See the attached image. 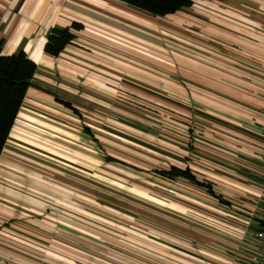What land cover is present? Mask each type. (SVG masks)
Masks as SVG:
<instances>
[{
  "label": "crops",
  "instance_id": "obj_1",
  "mask_svg": "<svg viewBox=\"0 0 264 264\" xmlns=\"http://www.w3.org/2000/svg\"><path fill=\"white\" fill-rule=\"evenodd\" d=\"M123 3L160 19L181 13L157 16ZM111 8L104 0H0L3 53L25 51L37 63L0 157V264H73L57 251H64L59 236L66 239L61 248L74 241V226L60 223L59 232L40 224L44 218L57 220L52 198L43 200L47 188L40 177L63 176L88 193L91 182L105 185L106 171L99 164L91 170L90 160L106 163V154L90 150L106 143L107 109L147 110L153 94L165 92V77L180 76L174 67L165 72V57L171 56L155 55L146 37L145 47L138 46L135 34L137 47L127 50L118 37L104 36L99 28L106 12L115 15ZM224 9V15L211 12L215 25L201 38L208 41L197 40L208 53H193L195 124L179 133L192 144L188 150L184 145V155L179 146L177 164L165 170H189L195 179L164 175L168 189L177 183L178 198L187 184L203 198L197 199L198 212L184 201L165 199L168 220L176 219L181 228L177 243L165 245V264H247L262 247L255 234L264 230V0H227ZM74 22L83 25L72 31L74 43L57 56L47 53L52 29ZM172 57L173 66L185 73V54ZM128 91L134 100L127 101ZM179 106L185 109L186 103Z\"/></svg>",
  "mask_w": 264,
  "mask_h": 264
},
{
  "label": "rangeland",
  "instance_id": "obj_2",
  "mask_svg": "<svg viewBox=\"0 0 264 264\" xmlns=\"http://www.w3.org/2000/svg\"><path fill=\"white\" fill-rule=\"evenodd\" d=\"M210 1H206L208 3L203 6L194 3L187 11L160 19L137 11L123 2L104 0L115 15L109 14V11L105 13L104 28H99L100 32L109 39L118 37L122 44H127L121 46L127 50L130 45L137 47L133 38L135 34L140 36L136 37L138 46L145 47L146 40L143 37H146L150 40L148 47L153 46L156 50L153 51L155 55L161 58L165 52V56H171H166L168 59L165 57V72L174 67L178 69L175 72L180 74V78L166 76L165 92H155L149 99L154 103L147 110L126 107L107 109L106 143L99 150L96 147L90 150L95 155H98L97 152L101 156L106 154V163L90 160L91 170L99 164L100 169L106 171L105 185L91 182L88 193L77 183L72 187L63 176L54 177L52 174V179L51 174L47 173L40 177L47 188L42 190L43 200L47 202L52 198V203L57 207L53 210L57 212V220L44 218L40 224L46 231L58 228L59 232H62L63 227L60 223L74 226V241L71 242L73 244H67L68 248H61V244L65 246L62 240L66 239L62 236L58 238V247L65 252L57 253L71 263L165 264V245L168 241L177 243L176 234L181 231L176 219L168 220L165 199L176 203L178 200L184 201L190 209L199 211L197 199L202 200L203 197L194 194L193 188L187 184L186 192L181 194V199L178 198L175 191L177 183L168 189L165 176L159 172L177 164L179 146L182 148L181 155H184V145L187 148L192 144L188 139L184 141L179 138V133L185 128L192 131L195 124L192 101L193 53H208L203 48L207 46L197 40L210 36L214 24L210 21L214 19L211 12L218 9L224 15L227 0H220L219 5ZM104 47L114 50L112 44ZM142 47L140 49L145 51ZM119 52L126 54L124 50ZM174 52L185 54V73L181 71L183 67L173 66ZM132 85L140 90L146 88L135 83ZM125 96L127 101L135 97L129 91ZM183 103H186L185 109L179 106ZM61 209H67V213ZM168 210L173 212L172 207ZM165 231L171 233L167 235ZM191 234L187 233V236ZM71 248L73 251H69Z\"/></svg>",
  "mask_w": 264,
  "mask_h": 264
},
{
  "label": "trees",
  "instance_id": "obj_3",
  "mask_svg": "<svg viewBox=\"0 0 264 264\" xmlns=\"http://www.w3.org/2000/svg\"><path fill=\"white\" fill-rule=\"evenodd\" d=\"M157 16L172 15L190 9L196 0H121ZM83 25L74 22L67 28H54L48 36L45 51L59 55L74 43L73 30H81ZM37 71V63L25 51L4 54L0 42V157L9 139L11 129L21 109L25 96ZM165 175H182L194 180L189 170L176 167L161 171Z\"/></svg>",
  "mask_w": 264,
  "mask_h": 264
},
{
  "label": "built area",
  "instance_id": "obj_4",
  "mask_svg": "<svg viewBox=\"0 0 264 264\" xmlns=\"http://www.w3.org/2000/svg\"><path fill=\"white\" fill-rule=\"evenodd\" d=\"M255 237L262 243V247L259 251L253 252L249 256L247 264H264V230L257 231Z\"/></svg>",
  "mask_w": 264,
  "mask_h": 264
}]
</instances>
